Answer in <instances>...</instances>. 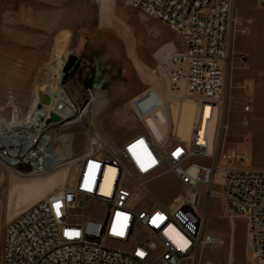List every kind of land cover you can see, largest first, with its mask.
I'll return each mask as SVG.
<instances>
[{"label": "built area", "instance_id": "obj_1", "mask_svg": "<svg viewBox=\"0 0 264 264\" xmlns=\"http://www.w3.org/2000/svg\"><path fill=\"white\" fill-rule=\"evenodd\" d=\"M125 1L166 22L180 35L184 49L157 66L165 69L171 87L179 88L176 80L186 66L187 92L199 104L203 121L206 112L208 119L224 116L228 74L233 70L235 0ZM260 2L264 7V0ZM56 63L49 67L51 72H57ZM66 63L58 85L46 94L50 103L37 102L31 119L24 121L35 134L38 127L46 134L68 125L75 117L73 110H80L63 83ZM243 68H248L246 62ZM155 98L150 89L133 97L132 108L140 119L159 106ZM239 101L240 122L247 126L254 100L246 95ZM51 112L61 120L47 124ZM202 128L203 123L201 128L198 124L185 143L169 135L158 140L144 125L112 146L88 127L89 141L70 183L7 223L1 264H182L222 242L204 230L205 213L198 206L200 200L213 198L223 200L229 219H246V251L255 262H264V167L245 165L244 155L223 148L210 162L199 160L211 155L210 139ZM221 128H227L224 120ZM54 148L48 141L40 148L33 137L0 135V162L18 169L23 177L42 175L60 164ZM24 152L27 161H23ZM168 172L186 187L175 198L174 207L146 196V185ZM217 173L223 174L220 182L215 179Z\"/></svg>", "mask_w": 264, "mask_h": 264}, {"label": "rangeland", "instance_id": "obj_2", "mask_svg": "<svg viewBox=\"0 0 264 264\" xmlns=\"http://www.w3.org/2000/svg\"><path fill=\"white\" fill-rule=\"evenodd\" d=\"M239 4L240 0H235L233 70L228 74L226 113L209 119L211 155L199 160L210 162L212 155L223 148L244 155L245 165L264 167V137L259 126L264 118V7L260 0H247L248 7L257 14L243 18ZM183 49L180 35L169 24L125 0H0V116L8 121L17 116L19 123L27 125L24 121L35 113V103L47 94L44 88L49 86L52 91L55 86L59 68L54 73L49 67L72 54L78 60L64 73L63 83L80 106L74 122L45 134L64 158L57 167L24 178L0 162V264L7 223L57 187L70 183L76 159L89 141L88 127L112 146L120 145L144 125L160 140L166 135L177 141L189 140L194 124L203 118L199 104L189 95L166 102L160 84L167 73L164 68L157 69L166 56ZM245 62L248 68H243ZM186 80L184 66L176 82L185 91ZM244 80L249 85L246 91L239 83ZM147 89L157 95L159 106L140 119L131 100ZM246 95L254 100L247 126L240 122L239 103ZM223 120L227 125L224 129ZM28 181H43L46 188L25 201L9 204L11 187ZM146 191V196L174 207L175 198L186 187L168 172L150 181ZM198 206L205 213L204 230L221 237L222 242L182 264H264L255 262L246 251L244 217L229 219L220 198L200 200Z\"/></svg>", "mask_w": 264, "mask_h": 264}, {"label": "bare ground", "instance_id": "obj_3", "mask_svg": "<svg viewBox=\"0 0 264 264\" xmlns=\"http://www.w3.org/2000/svg\"><path fill=\"white\" fill-rule=\"evenodd\" d=\"M67 59H69V58L67 56H64V57L60 58V60L58 62V68L59 69L57 70L58 73L55 76L56 77L55 86L58 85L60 79L62 78V75H63L62 67L66 63ZM176 83L178 84V82H176ZM160 85L163 86L162 87L163 95H164L166 102H170V101H173V100L179 99V98L181 99L182 97L189 95L187 90L185 91V89H183L179 84H178L179 88L173 89L171 87L172 84H171V81H170L169 77L167 76V74H165L162 77ZM44 89H45V93L51 94V88H49V86H46V88H44ZM261 102H262V115L264 116V91H263V97H262ZM73 112H74L75 116L77 117L78 113H79L78 109L75 108V110H73ZM76 120H78V119H76ZM72 122H74V121H72ZM72 122H70L68 124H71ZM2 123H5V124H2ZM202 123H203L202 132H207L209 139H210V152H211L212 130L211 129L208 130V127H209L208 117L204 116V121H203V118H201L199 120L198 124L200 125V128L202 126ZM198 124H194L189 140L188 141H182V142L187 143L191 140L194 129ZM2 126H4L3 129L1 128ZM259 126L261 128V137H264V118H262ZM37 129H38V131L36 132V134L33 133V131L29 128L28 124L22 125L21 123H19L17 116H14V119L12 121L5 120L4 118H2L0 116V135L1 136H5V135L9 136L10 139H12V137H14L16 135H20L22 138H24V137H27V138L33 137L35 139L37 138V143L39 144V147L44 148L47 145L48 137H47V135L43 134L44 132L42 130H40V127H38ZM148 129L156 137L154 132L150 128H148ZM158 140H160V139H158ZM54 155L58 159V162L64 160V158L61 157V155L59 154V152L55 148H54ZM22 157H23V161H27L26 152L23 153ZM76 161H78V158L76 159ZM12 169L14 171H16L19 175H21L19 173L21 171H19L18 169H15V168H12ZM16 177H19V176H16ZM20 178H22V177H20ZM222 178H223L222 173H217L215 175V179L217 182L222 181ZM45 186H46V183L43 181H28V182H24V183H20V184H14L11 187L10 195H12V196L10 198L9 204L18 203L19 201H21V199H23V201H25L26 198L32 197L36 192L42 190ZM181 195H183V194H181ZM34 203H36V202H34Z\"/></svg>", "mask_w": 264, "mask_h": 264}, {"label": "water", "instance_id": "obj_4", "mask_svg": "<svg viewBox=\"0 0 264 264\" xmlns=\"http://www.w3.org/2000/svg\"><path fill=\"white\" fill-rule=\"evenodd\" d=\"M77 60H78L77 55L72 54L69 56V59L65 65V69H64L65 73L69 72L74 67ZM41 102L46 103V104L50 103V97L48 95H45L41 99ZM60 120H61V118L56 112H51L48 119H47V124L58 122Z\"/></svg>", "mask_w": 264, "mask_h": 264}, {"label": "crops", "instance_id": "obj_5", "mask_svg": "<svg viewBox=\"0 0 264 264\" xmlns=\"http://www.w3.org/2000/svg\"><path fill=\"white\" fill-rule=\"evenodd\" d=\"M239 12H240V15L241 17L243 18H247V17H250L252 16L253 14H257V11L255 12L254 10H252L250 7H248V4H247V0H240V4H239ZM99 79V78H98ZM247 80V79H246ZM246 80L242 81V82H239L242 86H241V89H244L245 91L249 89V85H247L245 82ZM134 92H131L127 97L126 99H128Z\"/></svg>", "mask_w": 264, "mask_h": 264}, {"label": "snow or ice", "instance_id": "obj_6", "mask_svg": "<svg viewBox=\"0 0 264 264\" xmlns=\"http://www.w3.org/2000/svg\"><path fill=\"white\" fill-rule=\"evenodd\" d=\"M140 143H142V141L140 142ZM178 153H176V154H174V155H177ZM153 163H154V161H153ZM142 167H143V165H142ZM58 207V206H57ZM67 234V233H66ZM118 234H122V233H118ZM76 235H78V233H76ZM141 255H142V253H141Z\"/></svg>", "mask_w": 264, "mask_h": 264}]
</instances>
